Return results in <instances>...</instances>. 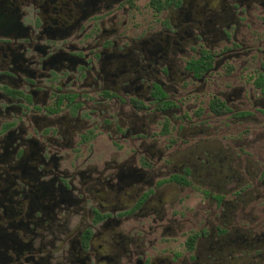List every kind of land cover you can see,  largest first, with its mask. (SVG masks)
<instances>
[{
    "label": "flooded vegetation",
    "instance_id": "af4514ba",
    "mask_svg": "<svg viewBox=\"0 0 264 264\" xmlns=\"http://www.w3.org/2000/svg\"><path fill=\"white\" fill-rule=\"evenodd\" d=\"M256 114L264 0H0V264H216L253 250L258 237L220 225L232 151L195 139ZM193 184L212 208L186 227L165 198ZM183 234L185 253H166Z\"/></svg>",
    "mask_w": 264,
    "mask_h": 264
},
{
    "label": "rangeland",
    "instance_id": "374dc122",
    "mask_svg": "<svg viewBox=\"0 0 264 264\" xmlns=\"http://www.w3.org/2000/svg\"><path fill=\"white\" fill-rule=\"evenodd\" d=\"M201 108H205L204 102ZM225 119L223 122L205 123L216 128H210L208 136H197L195 140L207 138L214 144L220 143L218 145L223 149L232 151L234 160L230 166L234 172L226 185L228 190L224 191L225 199L230 203L229 211L232 213L226 218L227 223L220 225L226 226L229 233H233L232 230L235 229L234 232L247 241L252 242L258 237L260 242L253 244L255 247L253 250L239 247L232 251L231 249L223 251L216 264H220L221 261L222 264H264V118L256 114L253 119L247 118L243 122L234 120L232 116ZM239 140L241 142H237ZM219 164H223L224 167V161ZM211 167L212 161L206 164V168ZM197 184L180 192L171 189L165 198L168 202H176L174 213L184 214L186 227L193 224L194 212L197 211L198 205L206 210L212 208L205 198H201L200 191L206 187ZM185 238L186 234L176 238L174 235H168L165 252L169 255L174 253L183 255ZM258 252L261 258L256 257L252 260L249 257V254ZM241 259L245 263H241Z\"/></svg>",
    "mask_w": 264,
    "mask_h": 264
},
{
    "label": "trees",
    "instance_id": "16d2710c",
    "mask_svg": "<svg viewBox=\"0 0 264 264\" xmlns=\"http://www.w3.org/2000/svg\"><path fill=\"white\" fill-rule=\"evenodd\" d=\"M192 246H193V238L189 239V241L187 242V249L188 250H191L192 249Z\"/></svg>",
    "mask_w": 264,
    "mask_h": 264
}]
</instances>
